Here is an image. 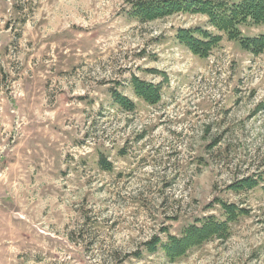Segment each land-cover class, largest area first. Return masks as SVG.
<instances>
[{
  "label": "rangeland",
  "instance_id": "374dc122",
  "mask_svg": "<svg viewBox=\"0 0 264 264\" xmlns=\"http://www.w3.org/2000/svg\"><path fill=\"white\" fill-rule=\"evenodd\" d=\"M138 1L0 0V264H264V51L198 58L176 34L205 17ZM229 207L228 238L164 258Z\"/></svg>",
  "mask_w": 264,
  "mask_h": 264
},
{
  "label": "trees",
  "instance_id": "16d2710c",
  "mask_svg": "<svg viewBox=\"0 0 264 264\" xmlns=\"http://www.w3.org/2000/svg\"><path fill=\"white\" fill-rule=\"evenodd\" d=\"M132 11L137 19L151 22L173 14L200 15L207 19L209 26L218 34H212L200 28L180 30L176 39L189 52L198 58H207L210 52L219 46L223 35L230 42H237L240 47L254 55L264 51V35L243 37L241 26L252 25L264 27V0H140L133 5ZM142 82H140L141 84ZM138 95L154 104L157 98L154 89L135 84ZM116 100V98H114ZM121 101H119L120 103ZM122 104V103H120ZM102 169L107 166L100 159ZM226 222L202 219L196 225L189 226L181 238L170 237L165 243L159 240L147 243L149 252L154 253L160 244L161 252L167 261L180 260L189 250L199 247L214 239L228 238V222L240 216L242 210L232 207L223 210ZM236 218V217H235Z\"/></svg>",
  "mask_w": 264,
  "mask_h": 264
}]
</instances>
